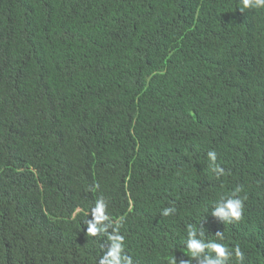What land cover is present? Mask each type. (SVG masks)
Here are the masks:
<instances>
[{"label": "trees", "instance_id": "1", "mask_svg": "<svg viewBox=\"0 0 264 264\" xmlns=\"http://www.w3.org/2000/svg\"><path fill=\"white\" fill-rule=\"evenodd\" d=\"M239 8L0 0V264H100L111 235L120 264H203L189 226L264 264V9Z\"/></svg>", "mask_w": 264, "mask_h": 264}, {"label": "clouds", "instance_id": "2", "mask_svg": "<svg viewBox=\"0 0 264 264\" xmlns=\"http://www.w3.org/2000/svg\"><path fill=\"white\" fill-rule=\"evenodd\" d=\"M240 11L243 12V9H264V0H241ZM209 161H215L217 154L214 150L207 153ZM242 187L237 186L232 195L228 194V197L225 198V202L222 206L219 205V202L216 203V209L213 212V215L220 216L223 218H230L229 222L239 221L242 217V212L244 209V201L241 198H233L236 193H240ZM67 201V199L65 200ZM107 205L105 199L100 197L96 200L95 206L91 209L92 219L87 221V233L95 236L98 232H102L101 228H98L97 225L109 219L106 215ZM81 212V209L78 208L74 214ZM175 212L174 208H165L162 211L163 216H169ZM87 213V211H86ZM118 219L115 223H118ZM222 229L216 230V235L223 238ZM195 229L189 226L188 238L186 240V248L189 250L191 258L200 259L201 254L203 255V264H228V261L231 257H235L240 264H242L244 259V253L237 247L234 251H229L224 245L216 242H208L207 244L203 243L194 238ZM109 239L112 241L109 250L101 258L100 264H120V255L119 251L123 248V237L120 235H111ZM222 240V239H221ZM214 253V254H213ZM172 264H177V261L173 257ZM179 264H190L189 260H181Z\"/></svg>", "mask_w": 264, "mask_h": 264}]
</instances>
